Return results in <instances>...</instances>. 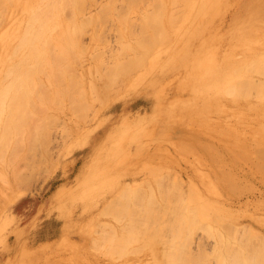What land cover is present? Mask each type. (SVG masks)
I'll return each instance as SVG.
<instances>
[{"label":"rangeland","instance_id":"1","mask_svg":"<svg viewBox=\"0 0 264 264\" xmlns=\"http://www.w3.org/2000/svg\"><path fill=\"white\" fill-rule=\"evenodd\" d=\"M32 1L37 0L17 1L0 30L11 31L0 34V83L6 87L27 64L30 49L23 18ZM107 1L87 7L86 19L80 21H88V29L73 39L63 33L68 36L61 42L88 49L81 50L75 67L80 75L91 65L101 74L112 67L115 71L118 54L126 65L145 60L140 82L133 84L136 72H126L130 79L121 80L123 75L111 69L110 76L120 77L119 85L123 82L122 89L112 80L111 86L121 89L117 93L109 85L117 93L112 96L103 88L109 73L102 82L101 75H88L87 69L86 81L80 79L79 84L84 81L91 93L82 111H76L70 123V117L60 115L47 138L44 133L45 144L42 140L38 142L43 145L24 149L19 167L38 180L27 181L30 190L23 183L13 198L0 196V264H217V250L229 253V259L238 256L236 251L247 264H264V174L253 156L247 157L254 154V134L264 118L242 105L249 103L232 102L236 99L231 93L221 100L223 111L215 99L228 91L229 71L245 72L254 61L264 60V0H191L190 6L178 2L171 6L179 22L172 42L148 58L150 32L144 26L146 14L156 10L154 3L146 0L144 9L136 12L129 0H113L105 16ZM37 38L43 50L47 44H59V39ZM91 52L99 54L93 61ZM253 76L257 81L264 78L257 72ZM89 82L99 88L92 90ZM104 94L110 97L106 100ZM180 135L185 139L179 141ZM214 142L219 153L210 150ZM49 152L54 157H48ZM228 171L240 174H235L234 186L241 192L230 188ZM159 178L179 187L165 189L156 182ZM149 179L156 190L147 188L134 196L127 208L113 204L106 209L125 183ZM186 198L188 214L183 208ZM158 203L168 210L158 212ZM192 206L198 209V219ZM183 213L191 229L176 227L177 215Z\"/></svg>","mask_w":264,"mask_h":264},{"label":"bare ground","instance_id":"2","mask_svg":"<svg viewBox=\"0 0 264 264\" xmlns=\"http://www.w3.org/2000/svg\"><path fill=\"white\" fill-rule=\"evenodd\" d=\"M17 1L19 0H0V30L3 24L5 23V20H7L9 9L12 6H14ZM151 1L156 6V10L152 13H147L145 17L144 29L145 31L150 32L149 33L150 38H146V44L149 46V48L146 51L145 58H148L149 56H151L162 46H165L168 42H172L173 32L175 31L179 22L177 21V15L174 11H172L171 6L177 4L178 2H183L185 5H188V6L192 4L191 0H151ZM145 2L146 0H129L128 1V3H130V7L132 8V10L136 12L137 10L141 11L144 9L143 7H144ZM112 3H113V0H109L106 2V4L104 5L105 10L103 12V15L108 16L106 14V9L109 8L112 5ZM99 4H100V0H90V1L89 0H37L35 3L32 1L28 5H26L28 9L26 12L29 14L27 15L28 16L27 18L25 17L24 18L22 17V18L24 19L23 21H25V24L27 23V25L25 26V36L24 37L27 38L29 49H30L29 54H28L29 57L27 59V64H25V66H23L20 69L21 73L18 74L17 77H15L13 80L10 81V85L8 87H6V84L0 83V84H3V86L0 87V181H1L0 182V196L5 195L4 198L6 196L9 198L11 197L13 198V196H16L21 193V190L19 188L23 187V186L21 187L23 183L25 187L29 184V183L27 184V181L29 182V180L31 179L30 181L32 182L35 179L36 175L35 177L34 176L28 177V174H27L28 170L26 169L27 167L26 168L22 167V170L26 169L25 171H21L20 169L21 164L19 163L23 159L24 149L28 148V150L31 151L34 148L33 146L38 145L37 143H39V146L43 145V143L45 144L44 140L42 139L44 136V133H45L44 137L47 138L46 135L48 134L49 129L53 126L55 121L60 119V115L62 116L64 114L65 119L70 117L68 120L69 122L74 116H76L75 114L77 112H80V110L82 111V109H80V106L83 105V101L89 97V94L91 92L88 94V91L85 89L86 88L85 83H82L84 81H82L81 84H79V80L80 79L84 80L85 78L87 79V77H85L86 76L85 74L88 68L87 69L83 68L82 70L83 73L80 72L81 73L80 75L77 70L78 67L77 69L75 67L78 66L79 61L81 59L80 57L81 52H82L81 50L82 49L85 50L84 53H86L87 52L86 50L88 49L87 48L84 49L85 47L82 48L81 45H80L81 49H76L75 48L76 43L70 44L67 42L63 43L61 41L67 39L68 35H70L71 36L70 38L73 39L75 38L74 36L75 34L79 33L80 35L81 33H84V31L88 29V21L87 23L80 21L81 17L85 20L86 19V16H85L86 8L89 6L91 7L93 5H99ZM119 18L121 20H124V23H128L127 18L124 17V15H119ZM32 22L34 25H30ZM64 22L66 23L64 25H61V23H64ZM68 31H70V33ZM10 33L11 31L7 29L1 32L0 34L9 35ZM60 33H61V37H58ZM63 33L64 35L65 33L68 34L67 36H65L66 38L63 37L64 36L62 35ZM37 37H42L48 42L51 39L52 40L50 42H52L53 40L56 42L59 39L57 41V43L59 44L57 45V47H55L54 44L51 45L52 47L50 45L48 46L47 44L45 45L46 48H44L43 50V49H40L41 42L38 41ZM62 38L64 39L62 40ZM27 47L28 45L25 44L24 48L27 49ZM52 49L53 51H51ZM91 54L93 55L92 61H93L94 56L99 55L98 53L93 54L92 52ZM101 55L104 56L103 53H101ZM100 58L103 59L102 56ZM259 59H262V58H259ZM125 60H126L125 58H122V56L118 54L115 57V60L113 61L115 62L114 64H116V67L114 65V68H116L115 70L116 72L114 71V69H112L113 67L111 68L112 71H114V74L118 73L117 75L120 77L123 75L122 78L118 77L115 80V76L114 78H112L113 76H110V73H112V71H110L109 73V70H111L109 67L111 65H108L107 67L104 66V69L106 68L105 70L109 68V70L107 71L109 75H107L108 73L106 72L105 74L104 71H103L104 75L101 74L102 71L101 73H98L99 70L95 68L94 65H91L90 68L88 69L89 70L88 75L90 74L95 75V73H97L99 74V76L101 75L100 76L101 81H102V78L105 75H107L109 76V78H106L107 76L104 77L107 79L108 82H110V83L107 82L108 84V85L106 84L107 87L110 85L109 86L110 88H114L113 86L119 85V82H118L119 78L122 80L124 76L128 77L131 72H134V73L136 72L135 74L137 75V77H136V80L133 82V84L137 85L140 82V75L142 74L141 70L143 69L145 60H139V62L130 64V65H126V63H124ZM102 62L103 61H101L100 63ZM72 69L77 70L76 71L77 73L72 74V72L74 71V70L72 71ZM126 72L127 73L129 72L128 76L124 75L126 74ZM229 72H231V75L227 77L228 81L226 83V85L229 86L228 91H227L229 93L225 92L226 90L222 91L221 93H218V95L215 98L219 101L217 103L218 109L220 111L221 110L223 111V109H221L222 108L221 100L223 99L225 100L226 95L227 94L229 95L231 93V95L235 96V99H236V101L231 100L232 102H235L237 104H240V102L241 103L247 102L249 103L248 105L247 104H242V105L247 106L248 109L258 112L264 118V78H256L260 80V81H257L255 80L253 76V73H256V72L264 75V60L254 61L247 68L245 72H242V69L240 68L236 70H231ZM43 77H45V80L43 79ZM46 77L49 78L50 80L48 81L49 84L48 83L46 84V81H47ZM130 77L128 78L130 79ZM93 78L94 77H92V79ZM96 78L97 77L95 76L94 80H96ZM113 79L118 83L115 84L116 82ZM112 80L114 83L112 82ZM128 80L124 81L125 85L126 83L127 84L129 83ZM120 82H121V85L119 86L120 88H122L123 82L122 81ZM112 83L114 84L113 86H111ZM89 84L90 86L93 85L92 90L94 89L97 90V88H99V85L97 86L95 85V83L93 84V82H89ZM104 85H103V88L107 89L106 94H109L108 93L109 87L107 88L106 85L104 87ZM120 88L119 87L114 88L113 90L114 91L116 90L117 92L119 89V91H121ZM109 90L111 94H113L112 96L116 95L119 92V91L117 93L115 92L116 93L115 94L112 89H109ZM106 94H104V98L107 100L108 99L107 97H110V95L106 97L105 96ZM254 99L257 100L256 103H254L253 101ZM104 103H106V101L103 102V104ZM69 104L73 107H70ZM224 111H227V110H224ZM209 124L210 123H208V125ZM83 127L84 126L82 125V128ZM77 128H79V130L81 131L80 126ZM208 129L211 130L210 127ZM225 129L228 131L229 128L228 129L225 128ZM232 129H231V133L233 132ZM79 130H76V131L78 132ZM221 132H223V134L221 135H224V131H221ZM221 132L219 131L216 135H218ZM238 132L237 134H239L240 136V132L239 133ZM231 133L227 134V137L231 136ZM254 135L256 136L255 137L256 138L255 140L256 148H254V154H247V157L250 159V157L253 156L252 159L255 160L256 163H258L255 165V167L258 170H262L263 172L261 173L264 174V125L258 130H256ZM202 136L204 135L202 134ZM184 139L185 138H183V136L181 135L179 136V141L184 140ZM42 140H43V143L38 142ZM199 140H198V143H199ZM236 141L242 142L243 139L242 141H239L238 137H236ZM211 144L212 146L210 147V150H212L213 148L217 149L215 142ZM228 144L232 146L234 145L233 142H230L229 140H228ZM218 146H221V145H218ZM200 147H202V145ZM50 150H53V149H50ZM199 150L201 151V149ZM202 150H203V147H202ZM217 151L219 153L218 149ZM50 152L52 153V151ZM51 153L48 154L49 155L48 157H50V155L51 157L53 156V154ZM245 159L246 158H244V160ZM237 164H239V162H237ZM237 164L235 163V165L239 167V165ZM224 165L226 164L224 163ZM14 166L16 167L11 168ZM228 172L229 173L231 172L229 176L232 177V178L231 177L229 178L230 188L233 189L235 192L237 190L235 189V186H234L235 180H236L234 176L236 173L232 174L233 171H228ZM30 173L32 172L30 171ZM24 175H26L27 177ZM238 176H240V174ZM238 176H235V177H238ZM176 179L178 182L180 181L178 180V178ZM24 180H26V183ZM36 180L38 179H35V183H36ZM150 180L151 179L143 180L142 182L140 180H134V182L130 181V182L125 183L122 186L119 194H117L114 197V200H110L107 203L108 205L106 206V209H110L113 204L115 206L116 205L117 206L122 205L123 207L126 206L127 208L132 205L131 203H129V201L132 200L134 196L139 195L140 193L145 191L147 188H152L153 190H156V184L154 182H150ZM168 181L169 183L167 182V180H164L163 178L156 179V182L158 183V185L164 186L165 189L173 190L177 187L178 183H173V181L171 180H168ZM170 181L172 182L171 184H170ZM167 183L170 184L171 186L172 184L173 185L177 184V185L171 187L170 185L167 186ZM30 187L31 185H28L27 186L28 189L27 188L26 189L30 190L31 189ZM162 196L163 197L165 196V191H162ZM185 200L187 201V198ZM186 201H184L183 203V208L185 209V212L188 214V201L187 202ZM156 205L158 207L160 206L159 208L161 209L157 208L156 206H155L156 208L155 207L154 208L161 214H163L164 212L168 210V209L164 210L165 207L162 203H158ZM162 207L164 208L162 209ZM192 207L194 208L193 211L196 213V218L197 216L199 218L198 209L196 208V206H192ZM186 213H183V215L182 214L177 215L176 227L177 226L179 228L186 227L187 229H191V226L188 225V219H187ZM156 221L158 220L156 219ZM211 232H213V230H211ZM61 244H63L64 247L67 246L66 243H61ZM235 253L238 256L233 255L234 258L233 256L230 258V259H233L232 261L229 259L230 257L229 253L223 250L215 251L214 254H216L215 256L217 258V262H218L217 264H240V263L247 264L248 263L247 258L246 259L242 257L239 258L240 252L235 251ZM244 259L247 262L244 261ZM239 260H241L242 262ZM229 261H231V263ZM261 262L262 261H260L259 263L261 264Z\"/></svg>","mask_w":264,"mask_h":264}]
</instances>
